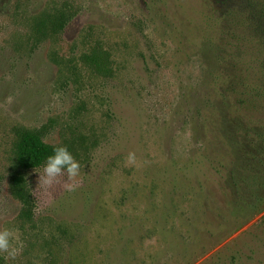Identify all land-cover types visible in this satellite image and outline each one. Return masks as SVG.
<instances>
[{
    "label": "rangeland",
    "instance_id": "1",
    "mask_svg": "<svg viewBox=\"0 0 264 264\" xmlns=\"http://www.w3.org/2000/svg\"><path fill=\"white\" fill-rule=\"evenodd\" d=\"M214 7L0 0V229L23 241L0 264H264V208L239 212L224 196L247 139L238 127L229 135L218 108L230 71ZM58 12L65 28L37 38L35 24ZM95 51L106 69L85 60ZM21 129L67 145L79 175L37 187L42 167L17 163ZM17 172L26 203L12 192Z\"/></svg>",
    "mask_w": 264,
    "mask_h": 264
},
{
    "label": "trees",
    "instance_id": "2",
    "mask_svg": "<svg viewBox=\"0 0 264 264\" xmlns=\"http://www.w3.org/2000/svg\"><path fill=\"white\" fill-rule=\"evenodd\" d=\"M212 1L215 7L211 9L210 20H215L220 30L215 42L218 60H224L225 65L228 64L227 71L232 74L225 77V86L218 94L221 98L218 108L220 115L227 113L234 128L229 135L238 127L247 139L241 147L239 179L231 171L229 179L222 177L226 185L229 184L224 196L228 193L233 196L234 207L239 212L248 208L259 213L264 208V0ZM68 21V14L58 12L40 19L33 31L37 38H51L61 32ZM84 58L98 70L106 69V52L95 51ZM215 76L219 77L218 72ZM18 136V166L24 171L40 168L53 146L27 129L19 130ZM217 172L221 173L218 169ZM11 183L13 195L28 202L24 175L14 173Z\"/></svg>",
    "mask_w": 264,
    "mask_h": 264
},
{
    "label": "clouds",
    "instance_id": "3",
    "mask_svg": "<svg viewBox=\"0 0 264 264\" xmlns=\"http://www.w3.org/2000/svg\"><path fill=\"white\" fill-rule=\"evenodd\" d=\"M131 159V156L129 157ZM42 170L36 171L38 175L37 187L47 188L57 181L64 173L67 179L72 180L79 175L80 162L73 156L67 145L53 146L43 164ZM71 190L72 185H68ZM23 249L19 229L15 226L0 229V254L5 259L15 260Z\"/></svg>",
    "mask_w": 264,
    "mask_h": 264
}]
</instances>
